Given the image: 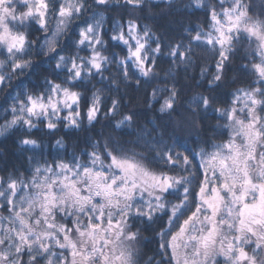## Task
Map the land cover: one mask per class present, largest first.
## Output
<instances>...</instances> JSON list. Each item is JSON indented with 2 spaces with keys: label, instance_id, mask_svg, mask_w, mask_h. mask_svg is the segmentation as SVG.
Here are the masks:
<instances>
[{
  "label": "snow or ice",
  "instance_id": "6c2138e0",
  "mask_svg": "<svg viewBox=\"0 0 264 264\" xmlns=\"http://www.w3.org/2000/svg\"><path fill=\"white\" fill-rule=\"evenodd\" d=\"M155 9L204 22L165 43L141 23ZM119 10L128 17L106 29ZM242 45L250 83L217 107L212 94ZM165 58L190 83L171 71L160 79ZM36 60L51 72L33 82ZM133 83L151 86L146 104H159L174 136L186 125L198 133L211 112L223 130L197 148L153 128L131 141L86 136L70 154L63 138V153L38 151V131L87 133L102 120L132 129L134 114L116 119L122 97L111 93ZM186 88L197 91L181 102ZM0 93V136L19 134L30 153L22 170L0 168V264H264V0H0Z\"/></svg>",
  "mask_w": 264,
  "mask_h": 264
},
{
  "label": "trees",
  "instance_id": "16d2710c",
  "mask_svg": "<svg viewBox=\"0 0 264 264\" xmlns=\"http://www.w3.org/2000/svg\"><path fill=\"white\" fill-rule=\"evenodd\" d=\"M187 3V0H184ZM257 2V0H254ZM91 3V0H89ZM88 15H91L89 12ZM129 13L119 10V11H112L106 14L108 19L105 22V28H109L112 23L120 20L121 17L127 18ZM135 15L140 16L141 14L136 13ZM87 18V17H85ZM83 19V18H82ZM82 22V21H81ZM204 22V17L197 14H192V12L185 11V10H162V9H155L150 15H147L146 18L141 19L142 24H147L155 32H157L162 38L164 39L165 43L168 42H179L181 37L187 35V30L190 28H194L197 26L202 25ZM38 38H42V33L33 31L31 39L36 40ZM186 43V41H185ZM111 51L120 53V49L114 48ZM247 51V46L242 45L240 46L239 54L232 60L230 66L225 72L224 76V87L219 91L218 94L213 93L212 95H216L219 103L217 107H226L231 101V93L235 92L236 89L240 88H247L250 80L247 75H245L240 69L242 64L244 63L242 57L244 56L245 52ZM200 56L207 60L209 63L212 62V55L210 52H202ZM42 59V58H41ZM39 64L37 68L36 75L32 77L33 82L36 81L37 76L41 78L43 75L50 74L51 69L49 65L40 63L39 60H36ZM114 67V66H113ZM214 67V65H213ZM159 72V78L163 79L165 74L169 71L172 72L173 75L176 76L177 81L181 84L190 83L186 80L185 72L183 68L177 69L175 66H170L165 59L160 61L159 68L157 69ZM199 67L194 69H189L188 75H196L199 76ZM15 83V82H14ZM30 86V85H25ZM100 87V85H97ZM195 89L188 90L185 89L184 95L181 99V102H184L191 98L193 94H195ZM198 91L203 92L204 89H199ZM151 93V86L144 84L141 85L139 88L135 86L133 83L131 87H129L126 91L121 86V89L118 93L113 92L111 96L113 97H122L120 112L116 114V119L120 118V114H134L133 124L134 127L132 129L124 128V129H117L113 131L115 120L109 122L102 120L101 124H98L95 129L90 130L87 133L84 132H75L72 130L64 131L63 129L58 130L55 136L45 135L43 132H36L33 138H37L42 144V150L45 154L46 158H50L54 156L57 152L63 153L65 149L57 148L55 146V140L63 138L64 144L66 146V151L70 154L73 151L79 152L80 150L84 149V140L86 136L92 137L96 133L103 132L104 135H112L121 139L122 141H131L136 139V135L127 134V133H135L139 134L142 129H157V136L163 135V139L165 143L169 142V138L176 139V136H179L181 139V143L186 144L189 148H197V145L200 147L204 146V141L206 139H211L214 135H217L219 131L223 129L217 128V119L215 117V113H209L207 119H204L202 124L200 125L199 132L192 128L190 125H186L183 131L177 132L176 135H173V126L166 115H162L158 109L159 104H155L153 107H148L146 101L150 98ZM105 95H108L105 93ZM205 95L208 93L205 92ZM8 103H11L9 100ZM5 104V97L3 93H0V105ZM3 121H0L2 123ZM107 125L104 127L103 125ZM213 129H216L214 132ZM19 134L16 136L6 135L0 136V168L8 166L9 170L14 166L16 168H20L21 170L27 166V156L30 153L24 152L18 144ZM215 142H220L217 139ZM198 150V149H197ZM146 239L144 244L146 247L144 251L151 255L153 251L156 249L155 243H149L154 233L152 230H149L143 234Z\"/></svg>",
  "mask_w": 264,
  "mask_h": 264
}]
</instances>
